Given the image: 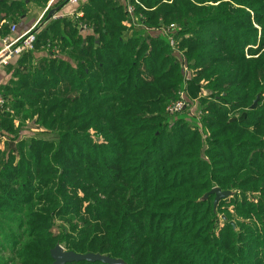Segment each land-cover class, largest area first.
<instances>
[{
    "label": "trees",
    "instance_id": "trees-1",
    "mask_svg": "<svg viewBox=\"0 0 264 264\" xmlns=\"http://www.w3.org/2000/svg\"><path fill=\"white\" fill-rule=\"evenodd\" d=\"M132 4L134 17L89 0L76 21L41 28L38 63L33 51L25 72L9 68L0 131L17 144L0 146V253L264 264V0ZM16 11L0 0V16ZM181 92L194 115L167 112ZM24 114L46 132L19 139ZM216 187L233 195L215 210L203 198Z\"/></svg>",
    "mask_w": 264,
    "mask_h": 264
},
{
    "label": "crops",
    "instance_id": "crops-1",
    "mask_svg": "<svg viewBox=\"0 0 264 264\" xmlns=\"http://www.w3.org/2000/svg\"><path fill=\"white\" fill-rule=\"evenodd\" d=\"M89 0H85L78 5L68 3L67 0H6L8 6L13 9L26 10V14L21 16L18 11L13 13H3L0 16V51L3 49V40L9 37L14 40L37 25L39 32L44 28L48 20L53 19H76L79 13L83 15L82 5ZM126 3V0H120ZM22 7L21 9H19ZM6 25L7 29H3ZM15 27V30H12ZM15 63V61H14ZM4 69L2 70V72ZM1 72V74H2ZM2 76V75H1ZM8 83V80H0V86ZM1 101V99H0ZM1 147V149H4Z\"/></svg>",
    "mask_w": 264,
    "mask_h": 264
},
{
    "label": "built area",
    "instance_id": "built-area-1",
    "mask_svg": "<svg viewBox=\"0 0 264 264\" xmlns=\"http://www.w3.org/2000/svg\"><path fill=\"white\" fill-rule=\"evenodd\" d=\"M67 1L70 4L78 5L85 0H67ZM135 2L137 3V0H135ZM125 5L127 8L128 14L134 17L135 8H134V5L132 4V0H126ZM81 16L82 14L79 13L77 17H81ZM171 27L174 28V25ZM12 30L14 31L15 27H12ZM38 34H39V29H38V26L35 25L30 30H28L27 32H25L24 34H22L21 36H19L18 38L14 40H11L9 37L3 40L4 46H3V49L0 51V76H1V72L4 69V67L9 65L13 58L22 56L28 52L35 51V44L37 42ZM171 45L174 47L175 42L171 41ZM174 51H175V55L180 57V59L184 63L185 62L184 56L177 46L174 47ZM185 70H187L186 67H185ZM187 108L189 109L190 113H192L193 115L195 114L194 111H196V104L195 103L194 105L190 104L188 99L186 98V94L184 92H181L179 99L171 103L167 107V112L170 115H176V114L183 112Z\"/></svg>",
    "mask_w": 264,
    "mask_h": 264
},
{
    "label": "rangeland",
    "instance_id": "rangeland-1",
    "mask_svg": "<svg viewBox=\"0 0 264 264\" xmlns=\"http://www.w3.org/2000/svg\"><path fill=\"white\" fill-rule=\"evenodd\" d=\"M51 21H55V20L50 19L47 22H45V23H47L45 25V27L48 26L49 24L53 23ZM81 24H83V23L79 22V26L86 27L85 25H81ZM44 28H42V29H44ZM49 44L50 43H48V45ZM40 50L41 51H39L37 49L35 50V55L37 56L36 58L38 60L37 63L39 62V59L42 56H46L47 55V53H46L47 49H45V51H44V48H42ZM42 51H44L45 53L42 52ZM52 51H53V53H56V55L58 57L62 56L59 53V47L58 46H54V49ZM21 57L22 56H18L16 58H13L11 60V63L4 67V71L1 74L2 76H0V80L1 81L5 79V81L8 80V83H9L11 80H13L14 74L9 71V68L12 67V66H13V70L19 69V71H21V72H25L26 71L28 66H23L22 67V66L19 65V61H20ZM14 61H15V63H14ZM0 95H1V93H0ZM0 99H1V101H0V109H5L6 107L4 105H6V100L4 98H2V97ZM35 121H36V118L31 117L30 114H24L22 116H19L16 119H14L15 127H17L21 131L19 139H27V138H30V137H32L34 135L39 134L40 132H46L45 128L37 125ZM16 144H17V142L15 141L14 136H9L7 134H4V136H3L1 131H0V146L1 147H4V146L6 147V145L14 147V146H16ZM8 228H9L8 224H5V226H2V224H0V231H2V233H1L2 234V238L10 235V232H9ZM6 261L12 262V263L8 262L9 264H13L14 262H16L18 260H13L12 257L8 253H3V252L0 253V264H6L5 263Z\"/></svg>",
    "mask_w": 264,
    "mask_h": 264
},
{
    "label": "water",
    "instance_id": "water-1",
    "mask_svg": "<svg viewBox=\"0 0 264 264\" xmlns=\"http://www.w3.org/2000/svg\"><path fill=\"white\" fill-rule=\"evenodd\" d=\"M259 100L260 97L257 98L252 109L257 106ZM210 195H215L214 208L216 210L219 202L232 196L233 192L222 191L220 188L216 187L207 193L203 199L206 200ZM51 257L53 259V264H72L84 261L92 263L101 262L104 264H124L123 260L115 259L110 256L94 253L78 254L73 251H66L65 248L59 244L51 250Z\"/></svg>",
    "mask_w": 264,
    "mask_h": 264
}]
</instances>
